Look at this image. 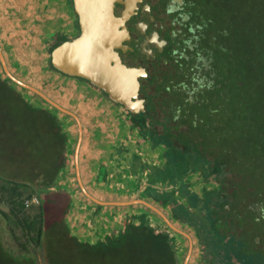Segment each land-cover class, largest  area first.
<instances>
[{"label": "trees", "instance_id": "1", "mask_svg": "<svg viewBox=\"0 0 264 264\" xmlns=\"http://www.w3.org/2000/svg\"><path fill=\"white\" fill-rule=\"evenodd\" d=\"M192 2L196 13L216 34V58L225 63L226 99L220 126L216 127L220 129L217 134L207 131L186 140L151 134L155 147L163 148L165 153L162 167L157 169L159 177L153 171L144 198L160 205L173 223L193 236L192 261L200 257L199 264H232L223 257L233 252L244 264H264V233L247 229V225L264 222V219L257 220L260 214L257 210L264 207V0ZM68 5L75 13L72 0H68ZM78 36L79 32L71 38ZM61 37L51 36L46 49L48 60L34 65V72L39 74L44 70V73L68 77L53 67L50 58L53 49L63 42L59 41ZM22 67L16 68L26 75L29 70ZM0 70V90L14 93L27 111L36 110L20 92L27 90L11 81L1 64ZM44 114L49 124L46 145L48 138L51 145L54 144L52 136L55 140L51 155L47 154L50 157L47 162L53 164L47 175L39 171L34 181L30 178L13 181L0 171V205L10 209V214L2 210L0 214L7 220L13 218L18 224H24L35 247L41 250L42 264H183L187 238L179 235L177 243V237L166 224H157L161 217L151 209H141L144 206L121 211L122 226H116L98 243L74 234L67 218L75 196L58 188L60 174L68 166L69 135L57 115L51 110ZM172 139L181 142L177 145ZM182 139H189V143ZM7 165L9 168V162L3 165V171ZM158 181L163 185L160 190L151 186ZM168 184L172 186L170 191L165 189ZM197 187L201 189L195 190ZM34 196L40 204L39 211L31 217L25 211L24 202ZM53 204H60L53 241H60V248H66V261L56 255L59 247L52 243V248L47 242L46 213ZM94 209L89 217L92 226L110 222L111 217L104 216L103 207L96 205ZM1 232L0 228V264H21L7 247ZM26 258L27 264H39L40 260L33 255Z\"/></svg>", "mask_w": 264, "mask_h": 264}, {"label": "crops", "instance_id": "2", "mask_svg": "<svg viewBox=\"0 0 264 264\" xmlns=\"http://www.w3.org/2000/svg\"><path fill=\"white\" fill-rule=\"evenodd\" d=\"M68 6V0H0V48L16 78L37 88L77 116L78 120L51 110L62 119L64 132L69 135L68 166L60 174L58 188L75 196L67 218L74 234L98 243L116 226H122L121 211L136 205L149 209L144 204H125L136 200L150 203L144 198V192L150 186L148 179L151 177L143 176L142 169L162 167L165 152L155 147L161 156L149 153L146 163L137 132L126 131L123 127L114 129L111 111L107 106H101L95 95L76 89L70 77L44 73V70L39 74L34 72V65L42 61L45 64L48 60L46 49L52 35H62L59 41H65L77 33L74 13ZM33 60L35 64L31 65ZM17 66H23L29 72L20 74ZM38 76L44 88L33 84ZM48 86L55 90L52 91L54 97L51 91L45 89ZM81 183L91 196L108 205H99L88 198ZM151 186L160 190L163 185L158 181ZM167 186L166 191L172 190L170 184ZM96 205L103 207L104 216L111 217L106 225L96 226L98 229L91 225L89 218Z\"/></svg>", "mask_w": 264, "mask_h": 264}, {"label": "flooded vegetation", "instance_id": "3", "mask_svg": "<svg viewBox=\"0 0 264 264\" xmlns=\"http://www.w3.org/2000/svg\"><path fill=\"white\" fill-rule=\"evenodd\" d=\"M114 14L124 25V28L120 27L125 33L121 47L116 49L121 62L142 73L138 77V100L143 101V108H137L139 113L130 114L125 106L112 101L101 88L84 79L70 77L76 89L91 92L101 106L109 108L114 129L123 127L126 131L137 132L146 163L149 153L160 155L151 134L185 137V140L207 131L217 134L220 128L216 127L220 126L226 99L225 63L221 58L217 60V36L210 31L205 19L196 13L192 0H117ZM74 25L80 35L75 13ZM172 140L177 145L181 142ZM187 141L184 142L189 143ZM147 169H142V175L151 177L160 167L148 166ZM155 207L163 211L160 205ZM257 211L260 212L257 220L264 219V207ZM254 228L264 233V222L247 225L249 230ZM179 235L183 236L174 232L177 243L180 242ZM192 258L190 264L201 262L200 257L194 261ZM223 258L232 264H244L233 252Z\"/></svg>", "mask_w": 264, "mask_h": 264}, {"label": "water", "instance_id": "4", "mask_svg": "<svg viewBox=\"0 0 264 264\" xmlns=\"http://www.w3.org/2000/svg\"><path fill=\"white\" fill-rule=\"evenodd\" d=\"M75 14L78 16L80 35L65 40L51 52L53 67L62 74L84 79L101 88L110 99L125 106L131 113H139L137 108H143V101L138 100L140 82L138 77L141 70L125 66L116 49L121 47L124 31L120 30L123 23L115 16L114 6L117 0H72ZM0 61L6 76L18 86L33 92L44 102L58 111L74 117L72 112L64 109L51 100L37 88L30 86L16 78L9 70L0 48ZM84 194L99 205H108L91 196L81 183ZM144 204L160 214L167 225L174 231L184 234L190 240V250L184 264H189L192 253V239L190 235L180 231L156 207L144 200L126 203Z\"/></svg>", "mask_w": 264, "mask_h": 264}, {"label": "rangeland", "instance_id": "5", "mask_svg": "<svg viewBox=\"0 0 264 264\" xmlns=\"http://www.w3.org/2000/svg\"><path fill=\"white\" fill-rule=\"evenodd\" d=\"M34 64L35 62L33 60L31 65ZM33 70H35V67H33ZM36 79H37L36 82H33V84L43 87L44 85H42V79L39 76ZM45 89L51 92L55 91L52 90L49 86L48 88L45 87ZM20 92L23 93L22 94L23 97L28 99L30 103L37 108L36 110L29 112L27 111L26 105L21 101H19V98L15 97L16 95L14 93L7 92L6 90L4 91L0 90V134H3V136H0V171H2L1 174L6 179L9 178L10 180L13 181L14 180L22 181L30 178L34 181L36 180L39 171H41V174L47 175L46 172L48 171V169L53 167L52 163L50 164L49 162H47L50 158L47 154L48 153L50 154L52 152V148L55 144V140L52 136L54 144L51 145V142L49 141L48 138V145H46V138H47L46 134L49 128V124L46 121L47 119L44 112H47L49 108L50 110H54V112H56L57 109H54L52 106L49 107L48 105H46V103L43 102L38 97H36L34 93L23 90L22 91L20 90ZM53 92L52 95L54 97L55 94ZM55 93L58 94V92ZM7 156L9 157L7 158ZM8 162H9V168L7 165L6 166L7 170L3 171L2 170L3 165L5 166ZM27 201H29V199H26L24 202L26 206L25 211L29 216L33 217V215L39 211V207H38L39 205H32L28 207L26 205ZM59 209H60V204L50 205L49 208L47 209V213H46L47 222H45V224L47 223V226L45 225V227L47 228L46 230L48 231V237H49L47 242H49V244L51 243L52 248L54 244H56L59 247L58 251H56V255L58 256L60 255L59 258H61V260L66 261L67 260L66 248L65 247L60 248V244H61L60 241L58 243L56 241H53L54 240L53 234L56 233L57 231V230L54 231V228L56 221L59 217V213L57 211ZM0 210H2L7 214H10L9 207L4 204L0 205ZM152 211L154 212V210ZM161 212L169 219V217L165 212L163 211ZM158 216L161 217V221H159V223L157 224L167 225L163 217L160 214H158ZM1 217L2 219H0V228L2 231L1 232L2 237L7 247L16 256H18L17 257L18 262H21V264H27L26 262L29 261L27 260L26 257H28V255H33L40 260L39 264H42L41 250L40 248L35 247V244L31 239V235L29 231L24 230L23 227L24 224H18V222H16V220L13 218L11 220H7L4 218L3 215H1ZM171 223L176 228L179 227V224L177 225L172 221ZM96 229L98 228L96 227ZM178 229L182 232L187 233L191 237V234H189L187 229L181 227H179ZM183 236L185 235L183 234ZM185 238L187 237L185 236ZM187 240H188V250L186 254L188 255L191 242L188 238ZM52 243L54 244L52 245ZM192 246L193 249L190 258H192V256L194 255L193 240H192ZM50 254L54 255L55 253L51 252ZM187 255H185L183 264L185 263Z\"/></svg>", "mask_w": 264, "mask_h": 264}, {"label": "built area", "instance_id": "6", "mask_svg": "<svg viewBox=\"0 0 264 264\" xmlns=\"http://www.w3.org/2000/svg\"><path fill=\"white\" fill-rule=\"evenodd\" d=\"M40 204V200L38 199V197L34 196L31 200L26 202V205L32 206V205H39Z\"/></svg>", "mask_w": 264, "mask_h": 264}]
</instances>
